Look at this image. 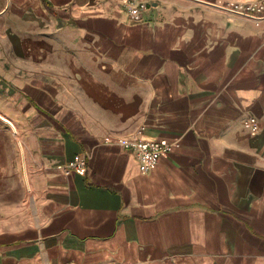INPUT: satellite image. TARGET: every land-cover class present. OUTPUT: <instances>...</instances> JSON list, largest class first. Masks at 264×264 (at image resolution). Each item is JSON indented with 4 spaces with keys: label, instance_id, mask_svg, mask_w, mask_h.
Wrapping results in <instances>:
<instances>
[{
    "label": "crops",
    "instance_id": "obj_1",
    "mask_svg": "<svg viewBox=\"0 0 264 264\" xmlns=\"http://www.w3.org/2000/svg\"><path fill=\"white\" fill-rule=\"evenodd\" d=\"M252 1L0 0V264H264V20L217 7Z\"/></svg>",
    "mask_w": 264,
    "mask_h": 264
},
{
    "label": "built area",
    "instance_id": "obj_2",
    "mask_svg": "<svg viewBox=\"0 0 264 264\" xmlns=\"http://www.w3.org/2000/svg\"><path fill=\"white\" fill-rule=\"evenodd\" d=\"M150 0H123V6L133 23L140 22L149 8ZM221 10L253 19L257 24L264 20V0H255L247 3L226 2L217 5ZM245 124L254 131L258 129L257 118L251 116ZM106 141H110L107 139ZM124 148L136 153L142 171L154 168L161 156L173 150L174 143L168 139L145 140L138 136L132 140H121ZM87 158L84 153L77 154L67 165L66 173H85Z\"/></svg>",
    "mask_w": 264,
    "mask_h": 264
}]
</instances>
